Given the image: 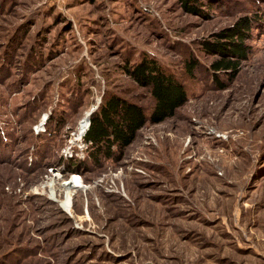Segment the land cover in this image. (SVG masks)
Instances as JSON below:
<instances>
[{"label":"rangeland","instance_id":"374dc122","mask_svg":"<svg viewBox=\"0 0 264 264\" xmlns=\"http://www.w3.org/2000/svg\"><path fill=\"white\" fill-rule=\"evenodd\" d=\"M197 5L0 0V264H264V0ZM244 15L247 56L217 80L203 42ZM144 55L188 100L95 165L78 126L110 92L150 109L124 70Z\"/></svg>","mask_w":264,"mask_h":264},{"label":"trees","instance_id":"16d2710c","mask_svg":"<svg viewBox=\"0 0 264 264\" xmlns=\"http://www.w3.org/2000/svg\"><path fill=\"white\" fill-rule=\"evenodd\" d=\"M181 3L189 12H200L197 0H181ZM256 20L248 15L241 16L232 26L216 32L214 39L203 42L207 53L219 56L211 63L217 80H220L218 71L236 70L234 57L247 56L249 46L245 42ZM193 65L194 61H190L189 67L194 68ZM124 70L140 87L148 90L153 104L148 109L118 93L104 95L101 104L91 114L90 125L83 138L88 145L86 157L95 165L104 160L119 159L147 123L158 124L173 117L188 100L186 85L148 55L132 65H125ZM52 122L47 123V131L55 127ZM67 163L66 171L73 173L81 171L86 162L74 158Z\"/></svg>","mask_w":264,"mask_h":264},{"label":"bare ground","instance_id":"6f19581e","mask_svg":"<svg viewBox=\"0 0 264 264\" xmlns=\"http://www.w3.org/2000/svg\"><path fill=\"white\" fill-rule=\"evenodd\" d=\"M88 117L89 116H85L79 126H78V136H81L84 131L86 130L87 126H88ZM70 185L72 187H78V186H81L83 183H82V180L80 177L78 176H75L73 177V180H71L70 182ZM73 184V185H72ZM50 189H51V194H55V189L53 187V185H50ZM69 187L67 188V195L65 197V200L62 201V204L67 208V209H70V206H71V203H72V191H69Z\"/></svg>","mask_w":264,"mask_h":264},{"label":"built area","instance_id":"2783aa9c","mask_svg":"<svg viewBox=\"0 0 264 264\" xmlns=\"http://www.w3.org/2000/svg\"><path fill=\"white\" fill-rule=\"evenodd\" d=\"M89 128V125L87 126V128H86V130L84 131V133L82 134V136L81 137H83L84 138V135H85V133H86V131H87V129ZM83 141H84V139H83ZM84 145L85 146H88L85 142H84Z\"/></svg>","mask_w":264,"mask_h":264},{"label":"water","instance_id":"95a60500","mask_svg":"<svg viewBox=\"0 0 264 264\" xmlns=\"http://www.w3.org/2000/svg\"><path fill=\"white\" fill-rule=\"evenodd\" d=\"M93 112V111H92ZM91 112V113H92ZM91 113H89V115H91ZM88 125H90V117H88Z\"/></svg>","mask_w":264,"mask_h":264}]
</instances>
